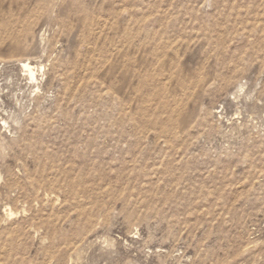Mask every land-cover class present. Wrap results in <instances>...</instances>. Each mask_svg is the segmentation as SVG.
Instances as JSON below:
<instances>
[{
	"label": "rangeland",
	"instance_id": "374dc122",
	"mask_svg": "<svg viewBox=\"0 0 264 264\" xmlns=\"http://www.w3.org/2000/svg\"><path fill=\"white\" fill-rule=\"evenodd\" d=\"M0 264H264V0H0Z\"/></svg>",
	"mask_w": 264,
	"mask_h": 264
},
{
	"label": "bare ground",
	"instance_id": "6f19581e",
	"mask_svg": "<svg viewBox=\"0 0 264 264\" xmlns=\"http://www.w3.org/2000/svg\"><path fill=\"white\" fill-rule=\"evenodd\" d=\"M26 62V61H25ZM22 69L26 73V76L28 77L29 80H35V73H34V68L27 63H22Z\"/></svg>",
	"mask_w": 264,
	"mask_h": 264
}]
</instances>
